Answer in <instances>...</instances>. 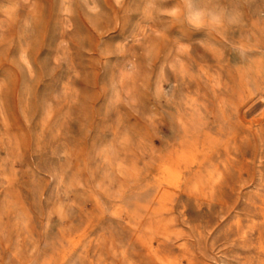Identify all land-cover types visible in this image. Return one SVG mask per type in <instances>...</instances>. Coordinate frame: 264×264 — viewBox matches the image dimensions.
Masks as SVG:
<instances>
[{
    "label": "rangeland",
    "instance_id": "rangeland-1",
    "mask_svg": "<svg viewBox=\"0 0 264 264\" xmlns=\"http://www.w3.org/2000/svg\"><path fill=\"white\" fill-rule=\"evenodd\" d=\"M0 264H264V0H0Z\"/></svg>",
    "mask_w": 264,
    "mask_h": 264
}]
</instances>
